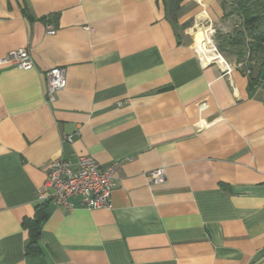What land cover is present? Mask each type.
Returning <instances> with one entry per match:
<instances>
[{"label": "crops", "instance_id": "1", "mask_svg": "<svg viewBox=\"0 0 264 264\" xmlns=\"http://www.w3.org/2000/svg\"><path fill=\"white\" fill-rule=\"evenodd\" d=\"M205 17L226 19L221 0H183L176 22L168 0H0V264H264V87L202 61L211 32L194 45L184 24ZM19 48L32 69L3 61ZM83 154L120 162L112 208L48 202L27 252L46 165Z\"/></svg>", "mask_w": 264, "mask_h": 264}, {"label": "built area", "instance_id": "2", "mask_svg": "<svg viewBox=\"0 0 264 264\" xmlns=\"http://www.w3.org/2000/svg\"><path fill=\"white\" fill-rule=\"evenodd\" d=\"M55 32L52 26L46 27L47 35H54ZM3 61L22 70L33 68L31 56L26 48H19L9 53ZM220 65L225 73L230 72V66L223 59ZM246 67L245 61L236 64V68L239 69H246ZM245 74H249V71L246 70ZM65 87L64 68L54 67L46 72L45 99L47 102H53L56 94ZM120 167V162H113L102 168L95 159L86 154L76 156L75 163L60 157L55 158L45 167V179L37 192L36 201L39 204L52 202L57 207L72 210L74 209L72 199L76 198L80 207L89 210L111 209L115 175ZM146 178L149 181L162 182L165 179L164 169L149 172Z\"/></svg>", "mask_w": 264, "mask_h": 264}, {"label": "trees", "instance_id": "3", "mask_svg": "<svg viewBox=\"0 0 264 264\" xmlns=\"http://www.w3.org/2000/svg\"><path fill=\"white\" fill-rule=\"evenodd\" d=\"M183 0H168V13L173 22L181 10ZM223 18L236 17L240 21L241 29H235L233 34H221L216 32L217 47L222 53H227V46L237 55L236 62H246L245 74L249 80V87H264V55H260L254 49L255 44L264 45V1L263 0H221ZM244 48L247 50L243 59ZM256 52V53H255ZM229 54V53H228ZM242 55V56H241ZM241 56V57H240ZM255 57V63L251 65V59ZM243 59V60H242ZM48 202L37 204L32 220L24 221L29 241L26 251L31 252L37 249L41 223L47 217Z\"/></svg>", "mask_w": 264, "mask_h": 264}, {"label": "rangeland", "instance_id": "4", "mask_svg": "<svg viewBox=\"0 0 264 264\" xmlns=\"http://www.w3.org/2000/svg\"><path fill=\"white\" fill-rule=\"evenodd\" d=\"M238 19L236 17H230V18H226L221 22L218 23H211L209 22L208 18L205 17L204 20H200V21H196V23L191 22H187L185 25V27H188V32L190 33L189 36V41L195 45V32L197 31L198 28L202 29V30H206L208 29L211 33H210V41L211 44H213V48L214 50V54L219 55L223 60H226L227 62H230V60L228 58H232V60H234V58H237V55H233L231 54V52H235L233 49L224 46L227 49V53H222L219 48L217 47V42H216V32L221 33V34H233L234 30L236 29L235 26L238 24ZM259 48L256 50L257 53L261 52V55H264V45H259ZM206 49V48H205ZM216 51V52H215ZM244 55H243V59L246 56L247 50L244 48ZM255 52V53H256ZM231 56H229V54ZM213 54V53H212ZM242 56V55H241ZM240 56V57H241ZM242 59V60H243ZM256 58L252 57L251 59V65H253L255 63ZM214 62H218L217 60H212L209 62L210 63H214ZM221 63V62H218Z\"/></svg>", "mask_w": 264, "mask_h": 264}, {"label": "bare ground", "instance_id": "5", "mask_svg": "<svg viewBox=\"0 0 264 264\" xmlns=\"http://www.w3.org/2000/svg\"><path fill=\"white\" fill-rule=\"evenodd\" d=\"M209 46L212 47V49H213L212 53L213 54L212 53L211 54H208L210 57L207 58L204 55H202V51L199 52L200 53L199 55L201 56L202 61L205 62V63H209L212 60H217L218 62H222V58L219 57V56H217L216 54H214L213 44H211V41L210 40H209Z\"/></svg>", "mask_w": 264, "mask_h": 264}]
</instances>
